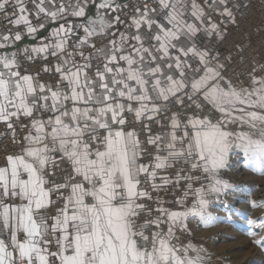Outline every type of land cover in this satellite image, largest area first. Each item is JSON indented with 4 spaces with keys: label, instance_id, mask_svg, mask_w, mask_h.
Listing matches in <instances>:
<instances>
[{
    "label": "snow or ice",
    "instance_id": "1",
    "mask_svg": "<svg viewBox=\"0 0 264 264\" xmlns=\"http://www.w3.org/2000/svg\"><path fill=\"white\" fill-rule=\"evenodd\" d=\"M246 7L0 0V264H212L191 223L235 216L233 157L264 175V63L213 43Z\"/></svg>",
    "mask_w": 264,
    "mask_h": 264
},
{
    "label": "rangeland",
    "instance_id": "2",
    "mask_svg": "<svg viewBox=\"0 0 264 264\" xmlns=\"http://www.w3.org/2000/svg\"><path fill=\"white\" fill-rule=\"evenodd\" d=\"M235 160L232 159L233 164L231 163V167L224 173L225 178H230V182L234 183L237 175L245 171L241 177H246L247 182L242 187L243 196H238L239 199L235 200V216L230 222H220L210 227H198L193 221L190 229L194 242H200L206 247L212 257V264H264V249L253 242L255 237L247 234L249 226L246 223V219H255L258 214L264 215V210L250 208L248 204V201H264V175L254 173L248 162L242 169L232 170L242 164L241 161ZM212 211L224 215L219 205L214 206ZM202 228L204 231L199 230Z\"/></svg>",
    "mask_w": 264,
    "mask_h": 264
},
{
    "label": "built area",
    "instance_id": "3",
    "mask_svg": "<svg viewBox=\"0 0 264 264\" xmlns=\"http://www.w3.org/2000/svg\"><path fill=\"white\" fill-rule=\"evenodd\" d=\"M244 4L247 7L237 12V22L227 26L223 40L213 42L222 57H233L228 61L229 67L224 75L234 81L242 73H247L254 62L264 63V0H245ZM214 19L219 20L218 17ZM5 26L4 16L0 14V27ZM26 67L29 72H36L42 68V62ZM41 78L45 81L51 79L47 74H42ZM3 130L0 126V132ZM6 144V140L0 142V149Z\"/></svg>",
    "mask_w": 264,
    "mask_h": 264
},
{
    "label": "bare ground",
    "instance_id": "4",
    "mask_svg": "<svg viewBox=\"0 0 264 264\" xmlns=\"http://www.w3.org/2000/svg\"><path fill=\"white\" fill-rule=\"evenodd\" d=\"M233 159H236L235 161L237 162V161H240L238 158H236V157H233ZM233 164V163H232ZM246 164V162H242V164H240V167L238 168H235V169H232V170H240V169H242V167L244 166ZM231 170V169H230ZM232 173V172H231ZM237 173H239V172H237ZM237 173H235V174H237ZM241 174H245V171H243V172H241L240 174H238L237 176H238V178L236 179V181L234 182V183H237V184H241V185H246L247 184V182H246V177L244 178V177H241ZM234 176V175H233ZM256 182V181H255ZM264 185V184H263ZM264 189V188H263ZM243 189H241L239 192H237V193H235L234 195H230L228 198H227V200H228V202H230V204H235V200H238L239 198H238V196H243ZM261 192V191H260ZM262 194V193H261ZM263 195H264V193H263ZM262 196V195H261ZM229 198H230V200H229ZM199 230H201V231H204V228H202V229H199ZM206 231V230H205Z\"/></svg>",
    "mask_w": 264,
    "mask_h": 264
},
{
    "label": "crops",
    "instance_id": "5",
    "mask_svg": "<svg viewBox=\"0 0 264 264\" xmlns=\"http://www.w3.org/2000/svg\"><path fill=\"white\" fill-rule=\"evenodd\" d=\"M245 0H243V2H244ZM203 2V0H198V3H202ZM44 34H46V33H44Z\"/></svg>",
    "mask_w": 264,
    "mask_h": 264
},
{
    "label": "water",
    "instance_id": "6",
    "mask_svg": "<svg viewBox=\"0 0 264 264\" xmlns=\"http://www.w3.org/2000/svg\"><path fill=\"white\" fill-rule=\"evenodd\" d=\"M29 43H31V41H28Z\"/></svg>",
    "mask_w": 264,
    "mask_h": 264
}]
</instances>
